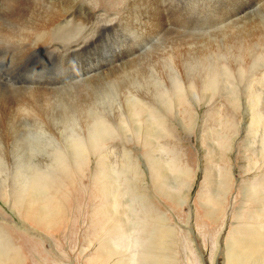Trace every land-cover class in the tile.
<instances>
[{
  "label": "rangeland",
  "instance_id": "obj_1",
  "mask_svg": "<svg viewBox=\"0 0 264 264\" xmlns=\"http://www.w3.org/2000/svg\"><path fill=\"white\" fill-rule=\"evenodd\" d=\"M255 1L0 0V76L2 71L14 82L29 76L30 87L70 86L88 73L109 72L130 61L127 71L136 68L148 76L154 67L152 75L162 81L160 75L173 72L168 62L177 50L184 57L195 53L199 61H174L182 66L187 59L190 74L197 73V78H186L184 71L180 76L196 98L187 94L176 105L179 100L170 93L172 107L153 111L164 122L166 136L146 141L136 135L147 127L140 114L126 137L118 132L101 150L106 177L98 175L96 156L88 157L80 172L63 161L48 194L53 198L49 227L23 217L12 202V187H4L9 196L0 198V233L17 250L19 264H146L140 251L152 232L157 247L163 248L164 256L157 260L161 264H230L255 240L263 245L264 47L238 53L228 46L250 30L257 38L263 36L264 0ZM255 35L249 44L262 46L264 41L260 37L256 43ZM28 38L59 46L50 52L51 47L43 48L45 55L17 54ZM199 52L209 53L205 62L211 67L200 63ZM102 62L103 70H94ZM148 82L139 96L147 104L155 93ZM81 93L85 97L90 91ZM0 96L9 99L11 115L13 104L24 100L22 93L7 90ZM115 105L117 111L122 104ZM0 136L2 141L11 138ZM4 177L10 183L12 175L0 174ZM112 177L118 179L116 191L108 183ZM44 204L42 197L38 205ZM255 257L248 264H264L262 253Z\"/></svg>",
  "mask_w": 264,
  "mask_h": 264
},
{
  "label": "bare ground",
  "instance_id": "obj_2",
  "mask_svg": "<svg viewBox=\"0 0 264 264\" xmlns=\"http://www.w3.org/2000/svg\"><path fill=\"white\" fill-rule=\"evenodd\" d=\"M153 3L154 2L151 3V6ZM149 4L150 3H148V5ZM69 16L70 15L68 14L64 18ZM242 18L243 16L240 20L237 19L236 22L242 21ZM144 20L145 19H142L143 22H145ZM1 35L0 41L3 38ZM180 35L181 37L183 36L181 33ZM254 35L251 30L250 32L239 34L236 38V42L228 45L230 48L229 50L236 48L238 53H244L245 51L250 53L258 47L263 49L264 43L262 46L253 43L249 44L248 40L251 37H254ZM260 37L262 41H264L263 34V36H259L258 38L256 36L258 40L256 43H259ZM22 39L23 38L21 37V40ZM255 40L254 37V41ZM49 44L50 43H39L31 38L24 39L19 45L17 54L22 53L29 55L34 51H37L41 52L42 55H45L47 52H45L43 48L51 47L48 50L50 52L59 46H50L51 44ZM120 44L119 47L123 45L124 48L128 45V43ZM214 51L217 52V50ZM223 51L225 50L223 49ZM142 53H144V51H142ZM194 54L195 53L191 55L189 53L188 56L185 57H188L187 59L189 61L195 63L196 58ZM207 54L209 55V53ZM207 54L199 52L197 57L202 58L204 61L201 60L200 63L203 65L207 63V68H209L212 66V63L205 62L208 61ZM123 57H127V55H124ZM185 57L179 50L171 53L170 61L168 58L166 60L169 61L168 64L173 72H170L169 70L170 74L167 75L166 72V74L160 75L158 78L162 81L156 80V77L153 76L154 74L152 75L151 70H153L154 67H151V69L148 68V70L150 69L151 71V73L149 71L148 76L146 73L147 71H142L141 73V71L136 68L133 69V71H127V65L131 62L130 61L126 66L120 64L109 72L100 71L98 73H88L84 78L76 79L70 86H62L61 88L56 87L57 89H42L40 87L37 88L36 86L30 87L32 83L29 76H27V78H21L20 80L22 82H14L13 79L15 78L13 76H9V78L12 79H6V77H3L5 75L1 71L0 91L7 90L11 91V93H22L24 95L22 99L24 100L17 103L14 101L16 104H13L14 113L11 115L12 105L10 104L11 108L6 106L9 99H2L0 96V135L6 133L11 136V138H4L5 141L0 140V174L12 175L10 183L7 181L8 177L0 179V198L5 197L4 199H7L9 191L4 187H12V202L13 204H16V207H19L18 209L22 216L26 217L30 223L33 224L34 222V225L37 224L36 220H41L46 222L45 226L49 227L53 213V198L48 196V194H50L49 191L51 188L55 187V175L59 167L62 166L64 160H68L75 171L80 172L82 171V166L85 164L86 159L91 155L96 156L99 166L98 175L101 178H104L107 174L102 173L107 167L105 156L101 155V150L104 149V145L109 140H112L113 137H118L120 133L126 137L125 133L129 131L128 126H131V123L132 126L137 124L136 121L139 120L140 114L142 118L146 119L147 127L142 130L137 128L136 135H141L142 137L145 136L146 141H149L148 137L163 138L166 136V133H163L161 126L165 124L156 118V115L154 117L153 111H155L157 107L161 108V110H166L167 108L172 107V100L167 99V96L170 93L174 95L173 97L179 100L176 105H181L186 99L185 96L187 94L190 99L195 100L196 97L192 94L194 92L188 90L190 87H185L184 83L180 81V76L184 71L186 78H197V73L196 75L190 74V69L187 67L188 65L186 63L187 59H185V62H182V66L181 64L176 65L180 62L174 64L176 60L182 61ZM212 61L214 62L215 60ZM104 64L105 63L102 62L94 65V70L96 68L102 69ZM165 65L167 64L165 63ZM180 66L182 70L179 68ZM194 66L191 65L192 72H195ZM165 71L163 72L165 73ZM153 72L155 73V71ZM210 74V77L214 76L215 71H210ZM172 75L175 76L172 77ZM46 78H48V76ZM146 82H148L147 86H153V92H155L154 94L152 93L153 95H150L151 100H149V104H147V102L143 103L139 97L141 93L143 94V92L146 91L141 88L142 86H145L144 84H146ZM189 86H191V88L194 87L193 84H189ZM81 89L82 91H90V93L85 94L84 97L82 95L83 92L81 93ZM116 101L122 104L121 108H118L117 111H115V108L117 109V107H115ZM150 113L153 114V116L151 115L152 118ZM110 114L113 115V118L109 116ZM124 123L126 125H124ZM43 138L44 140L41 141ZM36 154L40 155V159H35L34 161L33 158H35ZM44 158H46V160H43L46 162L45 164L41 162V159ZM65 172L68 173L67 171ZM112 173H114V171L110 170L109 175ZM108 179V183L111 187H116V191L118 179L115 177ZM97 182H99V178ZM98 185L100 187V193L103 195L104 191L103 187H101V183ZM44 190H46V193ZM42 197L45 198V204L43 207H40L38 205V200ZM29 213L36 215V217L34 219L29 217ZM161 235L158 237V240L161 238ZM261 241L255 240L249 244L246 248V252L239 253L237 257L234 256L233 259L230 260V264H248L250 261L255 260V255L259 253H262V258H264V243L262 245ZM8 244L7 238L0 233V264H19L20 255L16 249L12 248L10 245L8 246ZM156 244L158 243L154 232H152L147 244L141 246L140 251V254L148 259L146 264H161L158 263L157 260L164 256L162 252L163 248L157 247Z\"/></svg>",
  "mask_w": 264,
  "mask_h": 264
}]
</instances>
